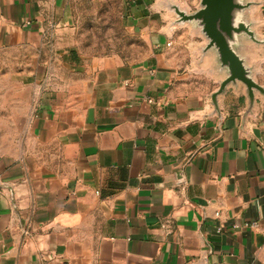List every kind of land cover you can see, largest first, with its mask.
Segmentation results:
<instances>
[{"label": "crops", "instance_id": "crops-1", "mask_svg": "<svg viewBox=\"0 0 264 264\" xmlns=\"http://www.w3.org/2000/svg\"><path fill=\"white\" fill-rule=\"evenodd\" d=\"M164 2L124 0L148 50L124 62L65 50L67 0H0V53L30 77L5 85L28 96L0 119L21 139L0 151V264H264V101L243 120L229 89L212 116L222 77Z\"/></svg>", "mask_w": 264, "mask_h": 264}, {"label": "water", "instance_id": "water-1", "mask_svg": "<svg viewBox=\"0 0 264 264\" xmlns=\"http://www.w3.org/2000/svg\"><path fill=\"white\" fill-rule=\"evenodd\" d=\"M257 0H200L197 10L189 11L179 4L165 0V10L171 17L170 29L188 26L200 36L201 60L212 57L216 72L222 77L219 88L211 95L212 116L222 119L220 98L229 89H241L247 100L243 120L253 115L258 100L264 101V86L255 78V67L249 64V53L264 51V37L257 32L252 19Z\"/></svg>", "mask_w": 264, "mask_h": 264}, {"label": "rangeland", "instance_id": "rangeland-1", "mask_svg": "<svg viewBox=\"0 0 264 264\" xmlns=\"http://www.w3.org/2000/svg\"><path fill=\"white\" fill-rule=\"evenodd\" d=\"M70 24L65 27V50L84 60L113 57L139 62L148 53L147 45L123 25L124 0H67ZM17 65L13 53H0V119L12 113L14 106H24L28 91L10 88L11 83H27L30 79ZM9 88V89H8ZM17 94V96L15 95ZM35 94V93H34ZM8 125L2 123L1 125ZM0 151L10 149L21 139L1 137ZM9 130H6L8 133Z\"/></svg>", "mask_w": 264, "mask_h": 264}, {"label": "built area", "instance_id": "built-area-1", "mask_svg": "<svg viewBox=\"0 0 264 264\" xmlns=\"http://www.w3.org/2000/svg\"><path fill=\"white\" fill-rule=\"evenodd\" d=\"M245 227L249 228V229H256L258 227V224L256 222H253V223H248V224H245L244 225ZM239 225H234V229H239Z\"/></svg>", "mask_w": 264, "mask_h": 264}]
</instances>
